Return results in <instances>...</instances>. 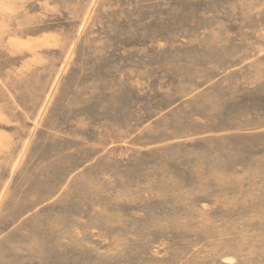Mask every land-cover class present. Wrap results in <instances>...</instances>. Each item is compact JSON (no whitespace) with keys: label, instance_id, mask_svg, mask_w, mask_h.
Segmentation results:
<instances>
[{"label":"rangeland","instance_id":"rangeland-1","mask_svg":"<svg viewBox=\"0 0 264 264\" xmlns=\"http://www.w3.org/2000/svg\"><path fill=\"white\" fill-rule=\"evenodd\" d=\"M0 264H264V0H0Z\"/></svg>","mask_w":264,"mask_h":264}]
</instances>
